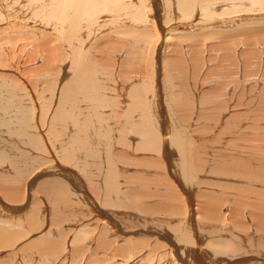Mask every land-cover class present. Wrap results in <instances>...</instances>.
<instances>
[{
  "label": "bare ground",
  "instance_id": "1",
  "mask_svg": "<svg viewBox=\"0 0 264 264\" xmlns=\"http://www.w3.org/2000/svg\"><path fill=\"white\" fill-rule=\"evenodd\" d=\"M161 4L163 6L162 10H160ZM158 6L159 8H157ZM154 8L158 9L155 12V20L150 17V12ZM253 8H261L260 10L264 12V0H162V2L159 0H0V87L2 88L0 89V126L6 127L8 133L12 132L18 137L25 138L26 141L29 138L27 142L38 150L41 145L38 140L41 136L39 117H42L43 113L39 112L36 114L34 108L31 117L27 118V112L25 113L23 110L22 102L18 101V96L20 98L23 97L27 104L32 102L34 105L33 100L35 99L33 96L35 95L32 92L35 91L36 93L41 80L35 78L38 75L42 76L41 74H43V77L46 76L47 79H44V84L41 85L42 89L44 91L49 89L50 93H52L51 89L54 90V85H57L55 79L53 85L54 81L52 79L60 76L62 69L64 76H60L62 77L61 79L57 78L59 79V85L56 89L57 91L61 89L60 85L65 86V88L58 95L60 98L55 99L56 112L51 120V124L50 122L49 124L46 122V125L49 126L46 137L52 139L51 141L53 142H60L59 145L61 146L58 147L57 151H54L55 153L57 152L60 159L68 163H74L76 153L72 150V144L75 143L79 147L82 146V149L85 150L88 148L87 143L78 142L77 137H91V133L98 137H113V133L116 134L115 137H130L128 140L132 148H135L136 144L140 141L139 137H142V142L138 144L137 149L154 150L159 143L161 144V150L159 151L161 162L166 165L165 170L173 181L172 184L167 183L164 185V188H157L155 190V192H164L163 196L157 195L160 202L166 201L167 203L168 201L167 205L162 206L164 208L160 214L153 212L152 207L146 204L148 199H152V196H149V194L139 193L136 190L133 192L132 190L135 186L124 183L114 184V175L117 173L114 168V155L112 157L109 155L107 163L104 162L106 184L101 187L102 192L100 195H98L97 189L90 188L89 190L88 185L82 179L76 176L75 173L63 170L62 165L58 163L51 170H47L44 173L38 172L39 177H42L43 174H48L46 176L48 181L39 184L34 190L37 194H42L40 197H45L44 201L47 200L49 202L48 207L51 216L50 218L48 217L50 224L48 226L57 227V233L49 230L46 231L41 229L43 228L44 218L40 217L41 221L37 217L40 210H38L36 205L31 206L29 204L30 198L28 194L24 193L25 191L23 192V184H20L24 173L22 167L24 168L27 163L25 164L24 161H21L20 165L17 160L18 162L15 161V163L18 166L14 165L9 159L6 148H2L4 145L1 144L3 143L1 141L0 199L4 200L5 203L6 201L10 204L20 203L17 206L20 208L19 210L27 212L25 216L20 218V221L25 220L30 232H33V234H29L24 238H18L15 241V238L19 237V233V235L17 233L6 234L4 230L0 229V252L5 249H8L10 252L21 249L32 256L36 255L40 261H46L47 264L55 262L54 259L56 257L59 263L61 260L64 261L63 258L66 260L68 253L65 255L66 251H61V247L63 245L66 246V243L60 244L52 237L51 233H55L64 242L67 237V230L70 232L73 228L75 229L73 225L72 229L66 226L69 229L62 230L59 225L70 218H74L69 215L67 208L70 207V201L81 206L79 203L82 202L76 203L77 199L75 196L82 195L86 198L88 197V205H91V200H94L95 205L93 209L101 225L96 223L97 220H95L96 224L94 223L91 227L92 229L89 226H87V229L79 226L77 229L81 231H77V234L71 235L72 233H68L70 238L69 240L67 239V244L72 245L71 261H77L76 258L81 255L82 261H85L84 264H104L106 262L105 259L108 258L107 255L102 256L105 254L104 250L113 248L115 251L114 255L123 258L126 256V263H128L130 258L133 257L129 254L130 249L137 248L138 245L128 242L126 235L118 233H121L120 231L122 230L129 231V233L124 234H130L132 231L141 232L142 230L137 225L140 219H136V217L141 218L144 223L154 217L163 218V216H166L167 219H170L174 214L170 216L166 214L172 212L181 213L183 206L187 208V215L190 218L194 216L195 210L197 211V207L199 208L200 206L197 203L193 204L194 200L191 192V190H194L193 178L198 172H207L202 184L197 187H200L199 190L196 189L197 191L194 192V197L198 196L195 199L196 202L197 199L203 198L205 200V208L207 209L205 216H200V220L199 216H197L198 220L196 222L198 223L196 224L199 230L196 229V231H199V234H204L203 238L206 237L204 245L207 248L210 247V251L213 250L214 257L202 251V243L199 239H194L196 242L193 244L192 235L190 236L185 232V228L183 227L184 229H182V225L173 227V231L178 235L176 239L179 243H183L185 248L189 247V245L196 247V249H193L195 251L188 254V257L193 256L198 258L199 264H207V261L210 262L209 264H251L252 260L255 263L257 258H252L248 249L253 247V245H250L253 244L251 239H255L250 237L251 232L256 234V239L261 238L262 235L264 236V192L262 191L264 190V129L259 128L257 124V121L261 117L264 118V115H261L256 110L264 107V90H260L258 95H256L259 99L258 104L254 105V103H251L248 106L247 102L242 103L243 93H241L240 89L243 91L244 87L241 86L240 82L243 80L244 83V76L246 78L249 77L245 75L249 70L253 69V66L250 67L249 64L256 61L254 66L257 65V57L259 56L257 51L260 48L254 45L256 44V40L260 41L259 44L263 40H259L261 39L259 36H262V33L259 32L261 31L260 29L259 31H251L238 28L242 24L245 25V23L239 24V22L246 21V18L240 17V19H236L237 17L239 18L238 14L242 12L249 13L250 9ZM163 9L165 10V14L163 22H161L160 12ZM218 9L220 10L219 14L217 13ZM170 14L174 16V20L170 18ZM233 15L236 16L232 18ZM226 18L230 20L225 21L227 25H223L225 24L223 20ZM220 19H222V22ZM172 21L187 24V27L183 28H187L189 32V34L186 33L188 43L191 42L190 40H195L196 37L202 40L208 36H214L217 41L209 43L208 46L217 45L216 43H218L216 55L223 52L219 61L217 60L219 63H217V68L213 67L214 69H210L212 75H207L206 79L203 77L204 83L209 87L215 88V90L203 92L206 85L204 86L205 88H201L197 85L198 81H196L195 85L197 89L201 88L199 90L200 95L197 98L192 97L190 99L192 103L189 105L192 104L190 108L193 109L187 107L190 113H192L188 115L189 121L187 120L188 126L185 135L180 120L173 118L172 121H166V123L161 120L165 116L168 117L167 113L170 114L169 118L172 117V113H174V116L176 115L175 112H172L174 109V107L172 108L173 103H176L178 108L188 105V101H184L183 92L172 90L173 83L177 80L180 81L183 73H186L185 78H187L196 72V70L199 71L200 69V72H202L204 69L206 71L211 67L210 61L214 58L212 59L211 55L203 58L202 55L206 50L212 51L213 47L211 46L209 49L207 46L208 48L206 49L202 46L203 49H201L198 48L201 45L194 44L190 49H185L186 53L184 52L183 54H186V56L182 55V57L178 56L179 54L173 55L174 51L172 49L168 52L165 51V53L164 48L165 45H170V37L166 38L163 35L165 28L163 26H167ZM36 26L40 27V30H37ZM258 28L261 27L258 26ZM193 31L194 33L198 31L199 35H193ZM241 35H245V39L237 38ZM159 42L162 45H159ZM236 43L241 44L235 46V51H233L237 55V60L234 62L235 59L233 57L230 59L228 56H225V53L230 54L232 49L229 46ZM263 43L262 47L264 46ZM157 45H159V48ZM240 47H242V52L236 51ZM256 48H258L257 51L255 50ZM200 54L201 58L199 57ZM262 56H264L263 53ZM65 60H69L66 66ZM228 60L232 62L234 68L230 67L225 71L223 67H225L224 64ZM241 61L245 63V66L241 65ZM140 64L141 69L138 68ZM239 65L245 67L246 73L244 72L243 76H240V71H238ZM261 65L264 68V60ZM208 70L207 74L210 72ZM93 71H96V74L97 71L101 73L95 77ZM259 72H264V70H259ZM23 75L27 80L22 77ZM214 75L216 78L213 77ZM29 77L30 79H28ZM196 77L198 78L199 76L197 75ZM208 78L211 81L207 82ZM253 78L250 80H255ZM124 85L126 89L122 93L121 87ZM164 85L168 88V91L171 89V93L169 92L170 96L167 97L171 107L170 111H167L162 103V100H164ZM24 86L30 88V91L33 89L31 94L25 90ZM229 87H232L233 94L230 96V99L224 100L223 97H226L224 94L229 93ZM150 88L155 89V101L158 104L156 109L158 110L157 115L160 113L158 117L161 118L163 116L161 120L159 119L158 124L160 129L158 127V130L147 116L151 114L147 109L151 104L149 102L150 98L148 99L147 96ZM108 89H110L111 93ZM145 89L148 90L145 91ZM22 91L24 92L22 93ZM82 91L88 92L91 96V100H83V102L90 106V112L94 110L98 118V126L89 129L91 122L81 125V121L75 118L77 124L70 129L67 135L61 127H57V124L67 121L66 115L70 111L65 108L69 106L71 100H73L74 104H78L79 102L75 97ZM117 94L122 97V100L118 99ZM222 95L224 96L222 97ZM185 97L188 98L187 94ZM196 102L198 103L196 104ZM250 106H255V108L248 111L247 107ZM217 108H222L219 115L215 112ZM76 109L78 111L79 106ZM229 111L233 112L229 115L226 114L227 117H224L225 113ZM83 113L85 114L86 112L84 111ZM213 114H216L217 118H214ZM139 115H142L141 118L138 121L135 120V117ZM109 116L110 118H108ZM10 117L18 121L19 126H13L11 119H9ZM106 119H108L107 122L109 123L101 125ZM207 119H210L209 121L212 124H218L216 126L220 130L221 135H228L229 140L228 148L215 152V154L211 155L210 160L209 155L203 156L200 154L204 150L199 148L194 138L198 133L204 135L207 129L211 128V123L205 124V127H203L204 133L198 127L197 129L192 128L196 126V123H193V121L204 125L202 122H205ZM69 135L72 136L68 137ZM66 136L68 137L67 142ZM72 137L74 138L72 139ZM108 147L109 144H105V148L107 149ZM144 155L146 153L141 152L138 154V156ZM130 156L132 155H120L121 159L120 161L116 160L115 167L123 166ZM26 157L29 158V155H26ZM33 157L35 158V156ZM34 160L32 159L33 162ZM251 163L253 167H251ZM159 164L158 161L155 165L159 167ZM7 167L14 169L17 174V178L13 181L9 178L6 170ZM26 167L28 170L29 166L27 165ZM123 167L133 170L128 166ZM228 180H232L235 182L234 184L239 185V189L235 188V191L233 189L235 192L233 199H225V195L229 191L228 186L224 185ZM66 182L69 183L70 190H68L69 188L67 189ZM137 185L136 187L138 188L145 189L147 187L146 185H142L141 182H137ZM165 194L167 195L165 196ZM50 198H53L52 202L49 200ZM65 198L67 201H65ZM118 203L122 204V206H118V208L108 206ZM222 204L224 205L223 209H221ZM28 205L31 207H28ZM106 208L109 209L107 210ZM247 209H249V217L255 220L259 219L258 222L262 225H247L244 219L241 220L242 217L246 219L245 216H248ZM60 210L62 211L60 212ZM114 210L121 211L119 213L126 215L130 220L118 218L120 214L115 213ZM45 213L47 214L48 211ZM93 217L90 216L89 218ZM122 221H125L124 225L121 224ZM87 222L89 224V221ZM69 223L71 222L67 224L69 225ZM89 230H93L94 233H89ZM142 232L148 234L150 230L146 229ZM239 233L245 236V242L237 236ZM213 237H215L214 240H212ZM84 242H87L89 246L94 244V247H90L91 250L86 249L87 247ZM10 245L12 246L10 247ZM79 245H84L86 250ZM244 246L249 247L246 250ZM258 246L257 253L258 250L264 248V244L255 241V248ZM9 248L12 250H9ZM207 254L208 258L206 257ZM257 255L259 256L260 254ZM215 257L220 259L215 260ZM51 258L53 260L50 261ZM81 259L79 260L81 261ZM103 261L105 262L103 263ZM111 261L112 263H117L115 259Z\"/></svg>",
  "mask_w": 264,
  "mask_h": 264
},
{
  "label": "rangeland",
  "instance_id": "2",
  "mask_svg": "<svg viewBox=\"0 0 264 264\" xmlns=\"http://www.w3.org/2000/svg\"><path fill=\"white\" fill-rule=\"evenodd\" d=\"M149 1H151V0H149ZM159 1L162 2V0H159ZM152 4H153V2H152ZM155 8L153 10L151 9L152 12H150L151 13L150 14V17L152 19H154V20H155V12H157V10H158V9L156 10ZM157 8H159V6ZM160 8H161L160 10H162V8H163L162 4H161V7ZM260 9L253 8V9H250L251 11L249 13L242 12V13H240V14L237 15V16H239V18L237 17L236 19H240V17H244V18L247 19L246 21H240V22L237 21V22H239V24H242V22L245 23V25L242 24V25H240V27H238L241 30L244 29V30H251V31H253V30L254 31H256V30L259 31V29H260L261 31H259V32L262 33L261 34L262 36H259V38H261V39H259V38L258 39L259 40H263V42H264V29H263L264 28V12L262 10H260ZM171 13H173V12H171ZM217 13L218 14L220 13V10L219 9H218ZM164 14H165V10L163 9V11L160 12L161 22H163ZM235 16L233 15L232 18H234ZM170 18L171 19L173 18V20H174V16L172 14H170ZM220 20L222 22V19H220ZM227 20H230V19L229 18H226L223 21L225 22ZM186 25L187 24L182 23V22L179 23V21H172L167 26H163V28L165 27L164 28L163 35L166 38H169L170 37L169 38L170 45H167V46L165 45V48L163 47L164 48V52L165 51L168 52L169 50L172 49L174 51L173 52V55L179 54L178 56H180V57H182V55L186 56V54H183L185 52V49H187V48L190 49L194 44L201 45V47L198 46V48H201V49H203V48H206L207 49L208 47L210 49V47L212 46L213 47L212 49L215 51L214 52L213 50L212 51L211 50H208V51L207 50L206 51L204 50L205 52H203V55H202L203 58L207 57V55H211L210 57L212 59L214 58L212 60L214 62L210 61V63H211L212 66L208 68L209 70L207 69L208 71H210L208 74H207V70L205 71V69H204V71L201 70L202 72H200V69H199V71L196 70V72H194L193 74H191L190 76H188L187 78H185L186 73H183V76L180 77V81L177 80V81H174V83H173L174 86L172 87V90L174 89L176 92L178 90H180L181 92H183L184 101H186V102L188 101L187 103L189 105L190 103H192L190 101V99L192 97L193 98L194 97L197 98L200 95L199 90L206 85L204 83V78L203 77H205V79H206V76L209 75V74H211V70L210 69L217 68V63H218L220 57L222 56L221 54H223V52L221 54L216 55L217 48H218V43H216L217 45L214 44V45L208 46L209 43L211 44L212 42H216L217 41V40H215V37L214 36H211V37L208 36L206 38H203L202 40L200 38L197 39L198 37H196L195 40H190L191 42L188 43L189 41H188V36L186 35V33L189 34V32H188L187 28H185V29L183 28V27H187ZM223 25H227V23L225 22V24H223ZM247 26H250V27L247 28ZM258 26H260L261 28H258ZM36 28H37V30H40V27L36 26ZM157 32L159 33V31H157ZM192 34L193 35H197V34L199 35V32L196 31V33H194V31H193ZM164 36H162V38H164ZM237 38L245 39V35H241V36H239ZM159 41H161V39H159ZM257 41L258 40H256V44L255 45L253 44V45L255 47L260 48L259 50H258V48H256L255 50L256 51L257 50L259 51V52L257 51V53L259 55L257 57V59L260 60L261 61V64H262V61L264 60V56H262V53L264 55V48H263L264 46L262 47V43L263 42H261V44H259L260 41H258V42ZM158 44L159 45H162L161 42H159ZM240 44L239 43H236L235 45H230L229 47H230V49H232V51L230 52V54L225 53V56H228L230 59H232L231 57H233L235 59L234 60V62H235L237 60V55L233 51H235V46H239ZM159 45H157L158 48H159ZM202 46H203V48H202ZM237 50L238 51H241L242 50V47H240L239 49H236V51ZM199 57L201 58V54L199 55ZM185 59H186V57H185ZM258 60H257V65L256 66H254L256 61H253L251 64H249L250 67L253 66V69L250 68L251 70H249V72L247 74H245L246 73L245 67H242L241 66L242 64H243V66H245V63H242V61H241V65H239V69H238V71H240L239 72L240 73V76H243V73L244 72H245L244 73L245 75L249 76L248 78H246V76L243 77L245 79L244 80V83H243V80H241V82H240L241 83V86L244 87L243 88L244 89L243 91L240 89L241 93H243V95H242L243 96L242 97V103L243 102L244 103L247 102V105L248 106H249V104L251 105V103H254V105L258 104L259 99L257 98L256 95H258V92L260 90H264V72H259V70L263 71L264 68H262V65L260 64V61H258ZM68 62H69V60H65L64 61L65 66H66V64L68 65ZM141 64H140V67H138L139 69H141ZM224 66L225 67H223V68L225 69V71H227L226 69H228L230 67L231 68H234V66H233L232 62H230V60H228L224 64ZM60 69H61V67H60ZM93 72H94L95 77L98 76V75H100V73H101L100 71H97V74H96V71H93ZM235 73H236V71H235ZM63 74H64V72L61 69L60 76L63 77L64 76ZM195 74H196V76L198 75L199 77L197 78L195 76ZM41 75L42 76L38 75L36 78L33 77L35 79H41L40 80V84L37 87L36 93H35V91L32 92L33 95H35V96H33V98L35 99V100H33L34 105L32 104V102L29 103V104H27L26 101L24 100V98L23 97L20 98L19 96H18V101L20 100L22 102L23 110L25 111V113L27 112L26 113L27 118H30L31 117V114H33L34 108H35L36 114H38L39 112L43 113V116H42L43 118L42 117H39L40 129H41V132H40L41 133V136H40V138H38L40 144L43 145V146L41 147V145H40V148L37 150V149L34 148L35 146H33L32 144H30V143L27 142L29 140V138L26 141L25 138L18 137L16 134H13L12 132H11L12 134L11 133H8L7 132L8 129H6V127H1L0 126V143H1V141L4 143V144L1 143L2 145H4V147L2 145L1 146H2V148H6V152L9 155L10 161L14 165H16V166H18V165H17V163H15V161L18 160L19 161V164L22 163L21 161H24L25 164L27 163V165L29 166L28 167V170L26 169L27 168L26 167L27 165L24 168L22 167V169L24 170V173H23L22 178L20 180V184H23V186H22V187H24L23 188V192L25 191L24 193L26 195L28 194V197L30 198V200H29L30 203L29 204L31 206L36 205L37 208H38V210H40L39 211L40 213L37 215V217L44 218L43 225H42L43 228H41V229H44L46 231L49 230L51 232H53V231L56 232L57 227L48 226V225H50L48 220H49V218L51 216L50 209L48 207V203L49 202H47V200L44 201V198H45L44 196H41L40 197V195H42V194H37L36 192H34L35 188L39 184L44 183L45 181L46 182L48 181V178L46 177L48 174H43L42 177H39L38 172L39 173H44L47 170H51V169L55 168V166H57L58 163H59V164L62 165L61 167L64 168L63 170H66L67 172L75 173L76 176H78L80 179H82L88 185L89 190H90V188L97 189L98 190V195H100L101 192H102L101 187L105 186V184H106V178H105V173H104V169H105L104 162L107 163V160H108V156L109 155L111 157H112V155H114L113 161H114L115 164H116V160L120 161V159H121L120 158V155H122V154H125V155L131 154L132 155L129 158H127V161H125V164L123 166L131 167V169H133V170L126 169L123 166L115 167V164H114V168H115V170L117 172L116 175H114V184L115 183H124V184L130 185V186H135V188H133V190H132L133 192H135V190H136L139 193L149 194V196H152V199H148L146 204H148L149 206L152 207V211L153 212H157V213H160L161 214V212H162V210L164 208L162 206L167 205L168 201H167V203H166V201L165 202L164 201L163 202H160L159 199L157 198V195L163 196L164 195V192L163 191L155 192V190L157 188H164V185L165 184H167V183H171L172 184V182H173L172 179L168 176V173L165 170L166 165L163 162H161L162 160H161L160 155H159V151L161 150L160 149L161 144L159 143L158 146L154 150L137 149L138 144H140L142 142V137H139L140 138V141L136 144L135 148H132V146H130V141L128 140L130 137H115V135H116L115 133L112 134V136L114 135L113 137H104V136L103 137H98V136H95V135H93L91 133V135H90L91 137H77L78 142L87 143L86 145L88 146V148H86L85 150L82 149V146L79 147V145H76L75 143L72 144V150H74L75 153H76V157H74L75 158L74 163H72V162L68 163L67 161H63L62 159H60V157L57 154V152L56 153L54 152V151H57L58 150V147L61 146V145H59L60 142L59 141H54L53 142V141H51L52 139H49L48 137H46V134H47L48 129H49V126L46 125V122H48V124L50 122V124H51V120L53 119V116L55 115V112H56V109H55V107H56L55 99L56 98H60V97H58V95L61 94V92L63 91V89L65 88V86L60 85L61 86V89H58V91H57L56 87L59 85V79L62 78L60 76H57V78H59V79H57L55 77L52 79L53 81L55 79V81L57 83V85H54L55 81L53 82V85H54L55 89L54 90L51 89L52 90V93H50L51 91H49V89H46L44 91L42 89L43 87L41 85L44 84V81L47 78H46V76L43 77V74H41ZM22 77H24V75ZM213 77H215V75ZM252 78L255 79V80H250ZM24 79L27 80L26 77H24ZM28 79H30V77ZM240 79H241V77H240ZM246 79H249V80L246 81ZM196 81H198L197 82V85L199 87H201L200 89H197V87L195 85L196 84ZM209 81H211V79L208 78L207 82H209ZM38 83H39V80H38ZM182 83H183V85H182ZM175 86H177V87H175ZM194 87H196V88L194 89ZM205 87H204L205 89L203 90V92H209V91L215 90V88L209 87L207 85ZM24 88H25V90H27V92L29 94H31V91H33V89H31V91H30L29 90L30 88H27L26 86H24ZM0 89H2V88L0 87ZM124 89H126L125 85L123 87H121V91L123 90L122 93L124 92ZM231 89H232V87H229L228 88L229 93L224 94V95H226V97L224 95H222V97L224 96L223 97L224 100L231 98L230 96H232V94H233V91ZM146 90H148V89H145V91ZM108 91L110 92V89H108ZM163 91H164V100H162V103L166 107L167 111H170L171 107H170V104L168 102V98L167 97L170 96L169 92L171 93V89L168 91V88L164 85ZM23 92L24 91H22V93ZM53 92H54V94H53ZM22 93H20V95H22ZM236 93H237V91H236ZM25 94H26V92H25ZM118 94H117L118 99L120 98V100H122V97H120L119 96L120 94L119 95ZM186 94H187V97L189 99L185 97ZM227 95H228V97H227ZM147 96H148V99L150 98L149 99V102H151V104L147 108L151 112V114H149L147 116L149 117L150 122L158 130V127L160 129V126L158 124L159 123V119L161 120L163 116L160 118V117H158L160 113L157 115L158 110H156V109H157V105L158 104L155 101L156 100L155 99V97H156V95H155V89L154 88H150ZM75 99L78 100V102H79L78 104H74L73 103V100H71L69 106H67V108H65L66 110L70 111V112H67V115H66L67 121L65 123H62V124H57V127H61L63 129V131L66 132L67 135H68L70 129H72L77 124V121H76L75 118H77L78 120L81 121V125H84V123H87V122H91V125H90L89 129L91 127L93 128L94 126H98V123H97V119L98 118L96 117V115L94 113V110L92 112H90V110H91L90 109V106L86 105L83 102V100H85V101L91 100L90 94L88 92H86V91H82V92H79L77 94V96L75 97ZM263 100H264V95H263ZM50 101H51V103L49 104ZM42 102H43V104H42ZM44 103H46V104H44ZM197 103L198 102H196V104ZM35 104H36V106H35ZM173 104L174 105L172 106V108L174 107L175 111H174V109H173V111L172 110L171 111L172 112H175L176 115L174 116L173 115L174 113L171 112L172 113V117L169 118L170 117V114H168L166 112L167 113L166 115H168V117L167 116H165V118L163 117L164 120L162 119L161 121H163V122L166 123V121H170V120L172 121L173 118L180 120L183 123L182 124L180 122L181 125H182V128H183V133L185 135L186 134V131H187L186 128L188 126V122H187V120L189 119V116L188 115H190L192 113V112L190 113V111L188 110V108L189 109H193V108H190V107H192V104L189 105V106L187 105L186 107H180V108H178V106L176 105V103H173ZM78 106H79V109H78L79 112L76 109ZM253 108H255V106H250V107H247V110L248 111H251L250 109H253ZM44 109H45V111H44ZM256 110H258L261 115L262 114L264 115V107L259 108V109H256ZM84 111L86 112L85 114L83 113ZM221 111H222V108H219V109L217 108V110L215 112H216L217 115H219ZM183 112H184V114H183ZM232 112L229 111V112L225 113V116L224 117H227V115L231 114ZM216 114H213L214 118L217 116ZM125 116H127V115H125ZM141 116L142 115L136 116L135 117V120L138 121L141 118ZM176 116H177V118H176ZM108 118H110V116ZM9 119H11L13 126L14 125L15 126H19V122L18 121H15V119H13L11 117ZM260 119L257 121L258 122L257 124L259 125V128H262V130H263L264 129V118L261 117ZM107 120L108 119H106L104 122H102L101 125L103 123H109V122H107ZM209 120L207 119L205 122H202L204 125H202L201 123H199L200 124L199 125L197 122L193 121V123H196V126L194 128V126L191 123V125L193 126L192 128L193 129H197V127H198V129L203 132V127H205V124L211 123ZM221 120H222V118H221ZM214 121H215V119H214ZM199 122H201V121H199ZM243 124H245V123H243ZM99 125H100V123H99ZM216 125H218V124H212L211 123V128L209 130L207 129V132L206 133L203 132L204 135L202 133L201 134L198 133L197 135H195L196 137L194 138V140L197 141L196 144L199 146V148H201L202 150H204L200 154L203 155V156L209 155V160L212 157L211 155L215 154V152H217V151L220 152V151L226 150L228 148V142H229L228 135H223L222 136L220 130L218 129V127ZM247 125H249V124H247ZM192 128H191V130H192ZM86 131H88V130H86ZM262 133H263V131H262ZM103 135H105V134H103ZM71 136L72 135H69L68 137H71ZM68 137L66 136V138H67L66 139V142L68 140ZM73 138L74 137H72V139ZM159 138H160V135H159ZM105 144H109V147L107 149L105 148ZM204 147H207V148H204ZM141 152L142 153H146V155H144V156H138V154L141 153ZM22 155H24V156H22ZM26 155H29V158L26 157ZM45 155L46 156L49 155V156L46 157ZM21 156H22L23 160H22ZM33 156H35V158ZM64 156H65V154H64ZM31 157H32L33 160L35 159L34 162L32 161ZM16 158H18V159H16ZM39 159H40V161H39ZM158 161L160 163L159 164V167H157L155 165ZM45 165H47V166L46 167H43ZM35 166H36V168H35ZM251 167H253V164L251 165ZM6 170H7V173L9 174V178L12 181L15 178H17V174H16V172H15L14 169H12L11 167H7ZM28 171H30V172H28ZM36 171H37V173H36ZM205 174H207V172H203V173L202 172H198L197 175L193 178L194 190H191V192H192V196H193V200H194L193 201L194 202L193 204L197 203V205L200 206L199 208L197 207L198 214H197V211L195 210V206H194L193 207L194 210H195L194 216H192L190 218L187 215V208H184V206H183V211L181 213L172 212V213L166 214L167 216H170V215L174 214V216L172 218H170V219L169 218L167 219L166 216H163V218L162 217H158V218L154 217V218L148 220L147 221L148 223L147 222L144 223L143 220H141V218L136 217V219H140V220H138V224H137L138 227H140V229L142 231L143 230H146V229H149L150 230V233L145 234L142 231L141 232H138V233L136 231H132V233H130V234H124V233H129L128 230L127 231L126 230H122V231H120L121 233H118V234L126 235V237H127L126 240L128 242H133V243H135V244L138 245L137 248L130 249L129 254H131V256H133V257H131L130 258V261L128 263H126V256L123 258V257H119L118 255H114L115 254L114 253L115 251L113 250V248L112 249L109 248V249L104 250L105 251V254H103L102 256L107 255L108 258H106L105 259L106 262L103 261V263L105 262L104 264H199L198 258L193 257V256H189L188 257V254H190L192 251H195L193 249L194 248L196 249V247H192V245H189V247L186 246L187 248H185V245L183 243H179V241L176 239L178 237V235L173 231V227L178 226V225H182V229L185 228L184 229L185 232H187L190 236L192 235L191 237H192V240H193V244L196 242V241H194V239L195 240H196V238L199 239L201 241V243H202V245H201L202 251L205 252V253H208L210 256L213 255V257H214L213 250L210 251V247H208L209 248L208 249L204 245V243L206 241V239H205L206 237L203 238V235L204 234L203 233H200L199 234L198 233L199 231H196V229L199 230L198 229V225L196 224L198 222H196V221L198 220V218L200 220V216H205V213H206L207 209L205 208V200L203 198L197 199V202H196L195 199L198 196L194 197L195 196L194 195L195 194L194 192H196L197 190H199L200 187L199 188H197V187L200 184H202L203 179H205ZM51 176H53V175H51ZM39 179H40V181H39ZM22 181H24V182H22ZM137 182H141L142 185H146L147 187L145 189L144 188H138V187H136V186H138L137 185ZM234 183L235 182H233L232 180H228L226 182V184L224 185V186H228V191H229L225 195V197H226L225 199H233V196L235 195V192H234L235 191V188L239 189V185H236ZM196 184H198V185L196 186ZM66 185H67V189L69 188L68 190H70V187H69V183L68 182H66ZM28 187L31 188V189L29 190ZM233 189H234V191H233ZM260 190H262V189H260ZM262 191L264 192V190H262ZM68 195H69V193H68ZM153 195H155V196H153ZM166 195L167 194H165V196ZM75 198L77 199L76 200V203L82 202L83 204L82 203H79V205H81V206H78L77 204H74L73 202H71L70 199H69V201H70L71 204H69L70 207L67 208V210L69 211V215L70 216H73L74 218H70L66 222L61 223V225H59V227L61 226L62 230L68 228L66 226H69V228L72 229L73 228L72 226L74 225V227H75L76 230L74 228L70 232H68L69 230H67V237L65 239L66 242H65V240H64V242H62V239L58 238L55 233H51L53 235L52 237L54 239H56L60 244H62V243L65 244L66 243V246L65 245H63V246L61 245L62 246L61 247V251L62 252L66 251L65 255H67V253H68V255H67L68 257H67L66 260H65V258H63L64 261L61 260L60 263H59V260H56L57 259V257H56L54 259L55 262H51L53 264H84V262H85V261L84 262L82 261L81 255H79L80 258L77 255L78 256V258H76L77 261H75V260L71 261L70 254H71V251H72V245L67 244L68 243L67 241L70 238L69 237V234L72 233L71 235H73V234H77L78 233L77 231H81L80 229H77L79 226H83V229L84 228L87 229V226H89L90 229H92L91 227L96 222L95 220L98 219V216L96 215L95 210L93 209L94 208V205H95L94 200H91V205H88V203H89L88 197L86 198L85 196L79 195L78 197L75 196ZM49 200L52 202L53 201V198H50ZM40 201H42V202L40 203ZM65 201H67L66 198H65ZM18 205H20V203L10 204V203H7V201L5 203L4 200L2 201V199H0V229L4 230L6 232V234H11V233H13V234L17 233L18 234L19 233L20 235L18 234L19 237L15 238V241H17L18 238H24V237H27V235H29V234H33V232L32 233L30 232L27 222L25 220L24 221H20V218H22L23 216H25L27 214V212H25V210L21 212L19 210L20 208L17 207ZM30 205H28V207H31ZM108 206H112V208H118V206H122V204H119L118 203V204H113V205H108ZM40 207H42V208H40ZM185 207H186V205H185ZM223 207H224V205L222 204L221 205V209H223ZM47 208H48V210H47ZM52 208H53V205H52ZM106 209L108 210L109 208H106ZM47 211H48V213L46 214L45 212H47ZM53 211H54V209H53ZM61 211L62 210H60V212ZM23 212H25V213H23ZM119 212L121 213V211H119ZM119 212L118 211H115V213H119ZM247 212H248L247 213L248 216H245L246 219L242 217L241 220L244 219V221H245V223L247 225H249V224L252 225V226H256L258 224L259 225H262L261 223L258 222L259 219L255 220L252 217L251 218L249 217V209H247ZM73 213L75 214V216H74ZM94 213H95V216H94ZM66 215H67V213H66ZM90 216H92V217L94 216V217L93 218H89ZM133 216H135V215H133ZM197 216H199V217L197 218ZM118 218H121L122 220H130L124 214H120L118 216ZM91 219H92V221H91ZM40 220H41V218H40ZM78 221H80V222L77 223ZM87 221H89V224H88ZM44 222H45V224H44ZM46 222H47V224H46ZM68 222H71V223H69V225H68L67 224ZM96 223H98V224L101 225L100 221H98V220H97ZM124 223H125V221H122L121 224L124 225ZM41 224H42V222H41ZM44 225H46V226H44ZM62 225H63L64 228L62 227ZM100 225H98V226H100ZM186 225H188V226H186ZM51 228H53L54 230L51 229ZM73 231H74V233H73ZM83 231H85V230H83ZM88 232L89 233L90 232H93V230H91V231L89 230ZM226 233H227V231H226ZM43 235H45V234H43ZM251 235H250V237L255 238V239H251L253 244H250V245L251 246L253 245V247L248 249L249 246H244L246 250L247 249L249 250V253H250V255H251L252 258H254V259L257 258L256 259L257 261L254 263V260H252L251 261V264L252 263L253 264H257V263L258 264H264V248H262L261 250H258V253L256 252V250L259 249V246L255 248V241H257L258 243H263L264 244V236L262 235L261 238L256 239V234H254L253 232H251ZM237 236L240 239L242 238L243 241L245 242V236H243L241 233H239ZM198 237H200V238H198ZM216 238H217V236H216ZM214 239H215V237H213L212 240H214ZM26 240H27V238H26ZM84 243L86 244V247H87L86 249H90L91 250V248L94 247V244L91 245V246H89L87 242H84ZM11 246L12 245H10V247ZM79 246L82 247L83 249H85V246L84 245H79ZM70 247H71V249H70ZM119 247L121 248V246H119ZM186 249H188V250H186ZM9 250H12V249L9 248ZM7 251H8V249H5V250H2L0 252V264H47L46 261H44V262L40 261L36 257V255L35 256H32L28 252H25V251H23L21 249L19 251H13V250L11 252L10 251L7 252ZM73 253H74V251H73ZM98 254H99V252H98ZM208 254L206 255L207 258H208ZM257 254H260V255L258 256ZM191 257H193V258H191ZM79 259H81V261ZM112 259L113 260L114 259L117 260L116 261L117 263H112V261H111ZM217 259H220V258L215 257V260H217ZM51 260H53V259L51 258L50 261ZM206 263L209 264L210 262L207 261Z\"/></svg>",
  "mask_w": 264,
  "mask_h": 264
}]
</instances>
